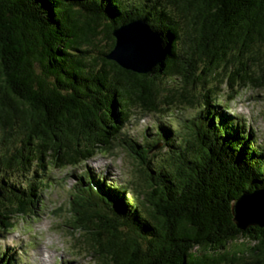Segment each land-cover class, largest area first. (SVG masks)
<instances>
[{"label": "trees", "instance_id": "16d2710c", "mask_svg": "<svg viewBox=\"0 0 264 264\" xmlns=\"http://www.w3.org/2000/svg\"><path fill=\"white\" fill-rule=\"evenodd\" d=\"M136 21L159 41L146 72L108 56L114 31ZM227 67L239 85L264 82V0H0V171L80 165L111 146L135 109L196 105L181 136L159 123L141 149L150 170L151 148H173L171 162L148 174V192L133 200L124 185L80 173L72 222L97 264H264V227L241 229L233 214L243 194L264 195V145L215 105L210 87L193 90ZM168 78L178 86L162 87ZM3 184L0 227L8 229L10 212L28 204L25 191L7 195ZM15 263L0 255V264Z\"/></svg>", "mask_w": 264, "mask_h": 264}, {"label": "rangeland", "instance_id": "374dc122", "mask_svg": "<svg viewBox=\"0 0 264 264\" xmlns=\"http://www.w3.org/2000/svg\"><path fill=\"white\" fill-rule=\"evenodd\" d=\"M135 30L136 34H147L142 28L137 27ZM106 43L107 40L99 41L91 55H97L98 50ZM234 67H227L226 71L220 70L217 76H206L203 87L199 83L195 84L194 93L198 96L203 94L206 87H210L215 105L225 106V113L236 117L239 123L243 122L252 131L257 142L264 145V82L239 85L233 74L236 71ZM229 69L231 75L228 74L230 77L225 79ZM178 84L179 78H168L163 80L161 86L169 89ZM197 111L196 105L185 104H177L158 113L135 109L121 128L120 136L112 140L111 146L107 150L97 151L91 159L80 165L59 169L44 162L47 168L43 172L37 167V171L32 174L34 166L28 171H0L6 194L9 195L11 189L20 187L25 191L22 201L28 204L24 213L9 211V228L0 227V255L6 260L14 257L15 264H97L91 254L94 249H90L86 231L75 227L72 222L70 194L74 191L73 185L80 181V173L99 175L100 181L107 180L115 187L124 185L128 195L136 200V196L142 191L150 190L152 179L148 174L154 178V167L171 162L169 153L173 148L164 146L162 141L147 154L150 170L140 162V151L143 147L146 148L147 142L154 139L156 126L161 123L170 128L175 127L179 129L177 134L181 136L187 131L184 128L185 119ZM232 120L234 119L230 121ZM173 137L171 132L169 138ZM129 139L135 141L134 149L124 144L123 140Z\"/></svg>", "mask_w": 264, "mask_h": 264}, {"label": "water", "instance_id": "95a60500", "mask_svg": "<svg viewBox=\"0 0 264 264\" xmlns=\"http://www.w3.org/2000/svg\"><path fill=\"white\" fill-rule=\"evenodd\" d=\"M143 24L144 23L142 21H136L115 30L113 33V36L115 37V44L111 53L108 55L109 58L115 60L120 65L140 72H146L149 70V68L155 64L154 59L159 56L157 55V53L159 54V41L155 34L148 31V26ZM137 27L144 29L147 34H136L135 28L137 29ZM144 42L153 43V54L145 53V51L148 50L146 48H149V46L147 44L144 45ZM1 193L2 192L0 190V195ZM262 193L263 192L259 190L250 195L243 194L242 197L233 203L234 221L237 227L241 229H245L250 225H259L264 227V205L259 208L257 207L258 209L253 208L250 213L243 212L241 207L242 200L248 199V197H252L255 194L263 195ZM255 212H258L260 216L258 217L255 215V217Z\"/></svg>", "mask_w": 264, "mask_h": 264}, {"label": "bare ground", "instance_id": "6f19581e", "mask_svg": "<svg viewBox=\"0 0 264 264\" xmlns=\"http://www.w3.org/2000/svg\"><path fill=\"white\" fill-rule=\"evenodd\" d=\"M147 44L149 46V48H146L148 50L145 51V53H149V54H153V48H154V45L153 43H148V42H144V45ZM144 52V51H143ZM148 60V59H147ZM147 62V61H146ZM264 205V195H254L252 197H248V199H245V200H242V203H241V207H242V210L243 212L245 213H250L252 211L253 208H259L260 206H263ZM257 208V209H258ZM255 211V210H254ZM260 216V214L258 212H255L254 213V216ZM255 216V217H256ZM252 217V216H251ZM254 218V217H253Z\"/></svg>", "mask_w": 264, "mask_h": 264}]
</instances>
